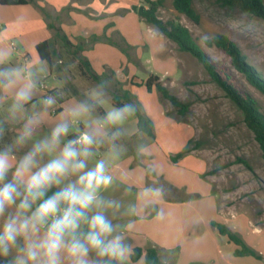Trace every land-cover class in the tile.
Instances as JSON below:
<instances>
[{
	"label": "crops",
	"instance_id": "0c3cea01",
	"mask_svg": "<svg viewBox=\"0 0 264 264\" xmlns=\"http://www.w3.org/2000/svg\"><path fill=\"white\" fill-rule=\"evenodd\" d=\"M142 4L143 0H32L22 5H0V54L6 57L0 67L32 65L43 70V83L56 98V104L49 109L38 133L40 136L49 134L55 123L65 118L67 108L101 85L84 74L93 82L77 83L74 79V87L65 86L68 80L66 76L71 72V63L65 57L79 61L64 50L56 37L57 31L65 34L74 45L81 44L83 50L80 54L93 71L99 76L105 75L102 81L105 84L106 103L98 109V115L102 116L116 106L113 94L128 91L136 97V101L141 102L144 112L154 124V138L139 132L136 113L126 121L123 125L125 134L117 141L120 156L111 164L114 183L103 193L106 198L120 204L113 222L119 224L124 237L132 241V250L152 246L159 252L177 246L170 223L174 211L180 209V220L185 226L179 240L182 242L179 253L193 255L188 264H264L263 260L252 256H235L237 246L212 226V221L224 224L264 257V226L255 224L250 213L242 207L226 204L223 195L212 188L206 176V161L195 155L194 151L178 163L170 159L173 154L169 151H181L194 138V131L187 123L167 113L155 90L149 92L145 86L136 84L145 81L151 74L159 76L162 82L166 76L179 70L178 57L165 55L166 41L169 39L132 10L133 6ZM93 36L102 40L93 42ZM104 37L115 42H121L123 38L129 46V56ZM44 41L52 42V52L58 56L53 58L52 66L40 57L36 49ZM11 43H14V47ZM81 67L84 73L85 68ZM112 72L116 73V80L122 83L121 89L111 76ZM108 76L110 79L106 80ZM126 79L135 82L126 84ZM44 97L45 91L39 88L26 108L31 110V103L39 104ZM10 100L9 96L4 106L0 107V114ZM79 127L83 128V124ZM18 128L19 122H14L12 130L6 134V142H10L11 134ZM69 138H73L72 135ZM104 153L105 149H100L98 155ZM160 180L165 185L173 186L179 196L173 198L166 195ZM146 189L152 192L144 196ZM155 205L158 206V214L147 217L146 209ZM141 217L148 225L157 224L159 245L154 239L147 240V233L142 232L145 230L144 221L138 223ZM142 238H146L149 244H143ZM143 262L144 256L133 264Z\"/></svg>",
	"mask_w": 264,
	"mask_h": 264
},
{
	"label": "clouds",
	"instance_id": "9594fccd",
	"mask_svg": "<svg viewBox=\"0 0 264 264\" xmlns=\"http://www.w3.org/2000/svg\"><path fill=\"white\" fill-rule=\"evenodd\" d=\"M5 59L0 54V65ZM43 79L32 65L0 67V107L11 97L0 114V264H124L130 246L113 222L120 204L103 193L114 183L117 141L136 109L125 103L98 115L101 84L40 136L56 98L31 103V110L26 105ZM14 122L19 128L6 142Z\"/></svg>",
	"mask_w": 264,
	"mask_h": 264
},
{
	"label": "rangeland",
	"instance_id": "374dc122",
	"mask_svg": "<svg viewBox=\"0 0 264 264\" xmlns=\"http://www.w3.org/2000/svg\"><path fill=\"white\" fill-rule=\"evenodd\" d=\"M194 6L201 16L199 23L177 13L173 8L172 0H164L158 16L164 21L175 20L187 27L212 61L228 69L244 90L256 99L264 114V94L232 68L229 58L224 53L204 44L205 39L216 34L227 36L238 45L249 63L264 77V20L245 13L239 8H222L215 3V0H194ZM167 54L178 57L179 70L175 74L166 76L162 83L181 101L188 103L189 110L185 116H180L171 103L163 99L155 90L160 102L164 104L170 116L180 119L193 129V139L199 143L198 148L193 151L195 155L206 161L208 165L206 176L209 177L212 188L223 195L228 206L242 207L250 213L255 224L264 226V162L254 134L246 126L241 111L215 84L206 68L196 58L181 51L178 45L171 40L166 41L165 55ZM65 58L71 63V72L69 76H66L68 80L65 86L74 87V79L77 83L93 82L84 75L77 61L67 56ZM130 82L135 81L125 80L126 84ZM169 152L173 155L178 153L172 150ZM147 169L150 170L149 167ZM160 184L165 186L161 180ZM166 194L173 198L179 196L178 192L173 191L166 192ZM158 211L157 205L146 209L147 217L157 215ZM142 219L143 217L138 221L139 224L144 221ZM170 224L173 241L177 242V246L172 250H160L159 256L170 264H188L190 258H194L193 255L187 253L180 255L179 253V246L182 244L179 240L184 233L183 227L185 226L182 219L180 220V209L174 211ZM150 225L144 221L145 230L142 232L147 233V240L154 239L159 245L157 224L153 225L155 228ZM214 232L216 233L215 230ZM125 239L128 245L132 246V241L128 237ZM142 240L143 244H149L146 238ZM124 264H133L129 260V255Z\"/></svg>",
	"mask_w": 264,
	"mask_h": 264
},
{
	"label": "trees",
	"instance_id": "16d2710c",
	"mask_svg": "<svg viewBox=\"0 0 264 264\" xmlns=\"http://www.w3.org/2000/svg\"><path fill=\"white\" fill-rule=\"evenodd\" d=\"M31 2L32 0H0V5H22ZM215 3L222 8H239L245 13L264 20V0H215ZM163 4L164 0H143L142 5L133 6L132 10L136 12L145 23L153 26L164 37L176 43L181 51L189 53L206 68L215 84L224 91L225 95L241 111L246 126L254 134V138L260 147L264 162V114L261 112L258 102L244 90L237 78L231 74L228 69L212 61L204 49L197 43L187 27L175 20L164 21L158 16V11ZM172 5L177 13L186 16L195 23L200 22L201 16L194 6V0H172ZM49 27H52V25H49ZM56 37L64 50L78 59L80 65L85 68L84 74L88 75L97 83L103 84L102 80L105 75H97L89 62L80 54L83 50V46L81 44L74 45L61 31L56 32ZM91 39L93 42L100 39L102 40V38L98 36H93ZM104 39L119 47L129 56V46L123 38H121V42H115L106 37H104ZM204 44L209 48L214 47L224 53L229 58L232 68L241 73L251 85L264 94V77L249 63L237 44L223 34H216L211 38L205 39ZM52 46L53 44L51 41H44L36 46L40 57L47 61L50 66H52L53 58L58 57L52 52ZM111 76L121 89L123 85L116 80V73L112 72ZM109 79L110 76H108L106 80ZM103 85L105 86V84ZM137 85H144L149 92L156 90L163 99L171 103L180 116H185L188 112L189 104L184 103L176 95L172 94L161 82L159 76L151 74L145 81ZM113 101L117 107L122 106L124 103L132 104L136 109L135 113L138 119L137 126L139 132L154 138V124L144 112L142 105L136 101L134 95L130 94L128 91H123L122 93L113 94ZM198 144L199 143L194 139L189 140L187 145L177 154L171 155L170 159L173 163H178L182 158L198 148ZM164 188L165 192H176V189L171 185H165ZM54 190L55 189H53V191ZM211 224L222 236H226L230 242L237 246L234 250L235 256H252L258 260L264 261L263 255L249 247L238 233L232 231L220 222L212 221ZM142 256H144L145 264H170L162 261L159 257L158 250L152 246L147 248H133L129 255V260L132 263H136Z\"/></svg>",
	"mask_w": 264,
	"mask_h": 264
},
{
	"label": "built area",
	"instance_id": "2783aa9c",
	"mask_svg": "<svg viewBox=\"0 0 264 264\" xmlns=\"http://www.w3.org/2000/svg\"><path fill=\"white\" fill-rule=\"evenodd\" d=\"M12 47H14V43H11ZM40 88L45 91V97L48 96V95H52V92L51 90L48 88V86L45 84V83H42V85L40 86Z\"/></svg>",
	"mask_w": 264,
	"mask_h": 264
}]
</instances>
